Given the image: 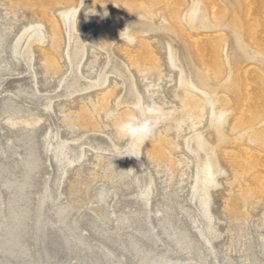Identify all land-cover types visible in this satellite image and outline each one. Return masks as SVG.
Listing matches in <instances>:
<instances>
[{"label":"bare ground","instance_id":"6f19581e","mask_svg":"<svg viewBox=\"0 0 264 264\" xmlns=\"http://www.w3.org/2000/svg\"><path fill=\"white\" fill-rule=\"evenodd\" d=\"M4 1L7 4H0L3 7L8 5L12 9H27L33 17L31 23L22 28L9 47L12 57L25 64L26 73L33 75L36 81L34 58L37 50L46 73L57 74L62 70L60 59H67L69 73L73 75L70 82L66 83V79L63 81L69 90L68 97L93 90L100 91L97 101L92 98L81 99L76 110L64 113L63 121L68 127L89 128L93 131L113 127L117 137L129 135L124 153L113 144L114 149L128 159L137 161L141 159L142 148L150 130L146 123L144 127H138V117L147 111L155 125L163 126L147 145V156L157 166L164 164L165 173L181 171V178L186 175L183 167L194 165L189 200L196 205L198 214L191 216V219L193 224H200L196 226L198 235L211 246L210 255L213 256L215 251L212 241L221 234L216 228L211 211L212 191L221 184L219 179L226 174V169L221 164L224 163L231 169L232 177L226 180V190L221 202L223 211L229 218L240 224L228 229V249L235 250L237 246L240 247L243 264H260L252 257V244L246 234L248 228L243 222L250 215L252 201H264V0ZM85 1L94 12L105 9L104 15L107 17L101 26L89 30L88 37L77 26L79 8ZM75 2L80 7H71ZM109 8L113 12L106 10ZM95 16L88 14L86 19L93 20ZM155 19L159 22L154 23ZM118 22L123 28L118 34H114L118 29ZM4 27V30L0 28L1 59L9 34V29ZM127 27L129 31L122 35H131L134 44H128L121 39L120 34ZM101 38L105 41L104 45L99 42ZM118 42L122 43L118 52L129 63L126 64V70L117 66L109 71L102 69L95 81L76 87L77 75L83 78L80 67L86 59L87 43L108 50L107 48ZM110 60L108 55L107 61ZM5 62L4 59L0 61V73L6 68ZM130 66L143 74L147 81L144 85L149 100L146 109ZM167 70L171 73L169 77L175 82L172 94L176 101H165L161 82ZM112 73L122 78L121 84L113 81L111 85ZM152 73L158 78L149 80L147 75ZM121 85L127 90L128 101L118 100L111 111L106 110ZM22 92L24 91L19 90V93ZM57 97L45 98L46 111L52 109ZM5 110V123L12 128L21 127L34 132L44 120L42 115L32 113L15 115L9 112L8 106ZM101 111H105L108 124L98 121L97 116ZM186 131L188 134H184ZM210 131V136L214 138L213 143L208 138ZM171 133L176 134L177 140L169 139ZM45 137L47 140L53 138L56 141L48 142V148L62 179L68 167L83 159L84 149L81 146L74 148L71 142L61 138L57 132L49 131ZM26 140L30 152L22 181L16 186V194L8 208L4 207L0 194V218L4 220L3 223H10L0 230V251L5 250L11 256L16 253H29L22 240L28 209L19 208V205L25 201L32 173L39 166L32 145L33 133ZM184 149L192 157L185 156ZM178 150H182L184 155L175 156ZM97 159H104L103 154L98 153ZM0 170L2 173L9 172L7 168ZM93 174L97 175L96 172ZM153 183L154 180L150 177L143 184L136 199L141 202L140 213H144L145 221L150 226L140 231V235L156 244L159 237L151 227L148 215ZM47 197L48 194L44 191L37 201L38 242L46 231L44 219ZM103 199L104 194L101 193L99 201L102 202ZM170 210V206L166 204L160 227L178 250L191 253L190 250L196 247L187 232L176 227ZM5 211L8 216L4 214ZM185 211L190 215L188 210ZM65 213L66 209L56 213L62 222L66 218ZM137 217L138 214L133 213L117 218V234L131 228ZM257 227L264 228V212ZM62 228L63 226L60 227ZM103 236L107 238L106 234ZM259 236L264 238L262 234ZM81 241L79 239L77 243L81 245ZM130 246L133 255L138 257L137 264H161L164 261V255L157 258H150L146 254L141 256L142 248L136 242H131ZM260 248L264 253V243H261ZM106 260L115 261V256L109 252ZM116 262L124 264L122 261ZM194 264H205V258L199 257Z\"/></svg>","mask_w":264,"mask_h":264},{"label":"rangeland","instance_id":"374dc122","mask_svg":"<svg viewBox=\"0 0 264 264\" xmlns=\"http://www.w3.org/2000/svg\"><path fill=\"white\" fill-rule=\"evenodd\" d=\"M3 3L6 2L0 0V4ZM1 6L0 28L4 30V26H6L9 29L4 47L5 52L2 53V59L0 58V61L3 59L6 61L4 63L6 68L0 73V169H9L8 173H2L0 170V194L4 207L8 208L13 195L16 194V186H19L22 181L24 166L30 152L26 137L31 133H33L32 145L39 167L32 173L26 202L19 205V208L28 209L24 220L22 240L29 253L27 255L16 253L11 256L7 251L2 250L0 251V264H118L117 260L124 264H137L138 257L133 255V250L131 251V242H136L142 248L141 256L146 254L150 258H157L164 255V261L161 264H194L199 260V257L205 258V264H243L241 248L237 246L235 250L228 249V229L231 226L237 227L240 223L229 218L223 211L221 202V197L226 190V180L232 177L231 169L224 163L221 164L225 167L226 174L219 179L221 184L212 191L211 211L214 215L216 228L221 234L218 239L212 241L211 245L215 251L213 256L210 255L211 246L198 235L196 226H200V224H193L191 219V216L198 214L196 205L189 200L190 185L195 171L194 165L191 164L189 168L183 167L186 175L181 178V171L174 174L165 173L164 164L157 166L147 156V145L163 126L155 125L147 111L143 116L138 117V127H144L146 123L150 130L148 139L142 148L141 159L137 161L128 159L120 153H124L129 135L117 137L113 127L100 131L68 127L63 121L64 113L68 114L69 111L76 110L81 99L92 98L97 101V94L100 91L93 90L68 97L69 90L66 89L63 81L66 79V83L70 82L73 75L69 73L67 59H60L62 70L57 74L46 73L37 50H35L34 58V70L37 76L35 81L33 75L26 73L25 64L14 59L9 49L15 36L25 25L31 23L32 14L27 9H12L8 5ZM72 6L80 7L78 2L73 3ZM115 7L113 8L116 9ZM106 10L113 12L112 8ZM105 12V9L94 12L85 1L79 8L77 19L79 31L88 37L89 30L101 26L105 18L107 19L104 15ZM88 14L96 16L93 20H87ZM153 22L158 23L159 21L155 19ZM117 26L118 29L114 34H118L123 28L120 22ZM164 40L162 39V41ZM99 42L104 45L105 41L101 38ZM121 45L122 43L118 42L106 50L95 44L87 43L86 59L80 67L83 78L77 75L78 84L75 86L95 81L102 69L109 71L117 66L121 70H126V64L129 65V63L118 52ZM108 55L111 58L110 62L107 61ZM183 65L186 67L185 61H183ZM130 68L135 75L138 90L143 97V105L146 109L149 100L144 85L147 81L143 74H139L132 66ZM125 74L127 75V72ZM170 74L168 70L165 71L161 84L166 97L165 101H176L172 94L175 82L169 77ZM155 75L152 73L147 77L149 80L157 79L158 77ZM113 81L121 84L122 78L118 74L112 73L110 74L111 85ZM19 90L24 92L19 93ZM47 96H58L49 111L44 108ZM118 100L128 101L127 90L122 85L117 89L106 110L111 111ZM6 106H8L9 112L15 115L32 113L42 115L44 120L34 132L21 127H9L5 123ZM97 119L99 122L108 124L105 111H101ZM49 131L57 132L61 138L71 142L74 148L81 146L84 149L83 159L68 167L67 173L62 179H60V173L57 171L56 163L48 148V142L55 143L56 141L53 138L47 140L45 137ZM184 134H188V132L186 131ZM210 134L211 131L208 138L213 143L214 138ZM172 138L176 139L175 133L170 134L169 139ZM179 141L181 142V139ZM113 144L118 147L120 152L114 149ZM184 151L185 156L192 157L190 152L185 149ZM98 153H102L104 159H97ZM182 154L184 155L182 150L175 152V156ZM93 172H96L97 175H94ZM150 177L153 178L154 183L149 200L148 215L151 227L159 237L156 244L140 235V231L150 226L145 221L144 213H140L141 202L136 199L143 184ZM44 191L48 194L44 219L46 231L44 237L38 242L36 208L37 201ZM101 193L104 194L102 202L99 201ZM252 202L253 206L249 208L250 215L243 223L248 228L246 234L252 244V257L257 259L260 264H264V253L260 248L261 243H264V238L261 239L259 236V234L264 235V228L257 227L264 212V201L257 199ZM166 204L171 208L176 227L185 230L195 245L196 248L191 249V253L178 250L169 236L162 231L160 219L165 214ZM1 208L0 202V210ZM62 209H66V218L63 222L56 215ZM185 210H188L190 215ZM133 213H137L138 217L132 227L117 234L115 229L117 218L123 215L130 216ZM4 214L8 216L7 211ZM3 221L0 218V230L4 225L10 224L8 221L6 223ZM61 226H63L62 229H60ZM1 233L2 231H0ZM103 234H106L107 238H104ZM79 239L82 240L81 245L77 243ZM109 252L115 256V261L108 262L106 260V254Z\"/></svg>","mask_w":264,"mask_h":264},{"label":"clouds","instance_id":"9594fccd","mask_svg":"<svg viewBox=\"0 0 264 264\" xmlns=\"http://www.w3.org/2000/svg\"><path fill=\"white\" fill-rule=\"evenodd\" d=\"M129 31V28L127 27V28H125L122 32H121V39L122 40H125V42L126 43H128V44H134L135 43V41H134V39L132 38V36L131 35H129L128 37H124L122 34L124 33V32H128Z\"/></svg>","mask_w":264,"mask_h":264}]
</instances>
